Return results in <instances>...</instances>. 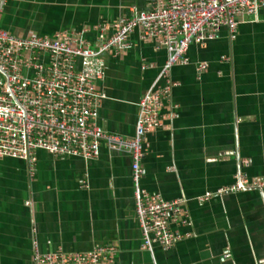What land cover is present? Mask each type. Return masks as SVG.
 Returning <instances> with one entry per match:
<instances>
[{
  "label": "crops",
  "instance_id": "obj_1",
  "mask_svg": "<svg viewBox=\"0 0 264 264\" xmlns=\"http://www.w3.org/2000/svg\"><path fill=\"white\" fill-rule=\"evenodd\" d=\"M146 8V0H3L0 27L19 36L83 32L94 41L98 24ZM186 65L172 66L177 82L162 107L163 124L143 142L142 186L166 199L183 197L189 233L170 249L142 245L127 152L104 144L97 158L35 151V171L14 157L0 158V264H33L35 251L117 248L113 264H264V187H228L237 174L264 179V9L245 15L230 37L226 27L190 44ZM97 83L106 97L102 127L131 136L137 102L158 76L167 51L142 41L102 55ZM197 62H207L198 74ZM163 81V79H161ZM211 192L207 199H199ZM229 254V256H226Z\"/></svg>",
  "mask_w": 264,
  "mask_h": 264
},
{
  "label": "built area",
  "instance_id": "obj_2",
  "mask_svg": "<svg viewBox=\"0 0 264 264\" xmlns=\"http://www.w3.org/2000/svg\"><path fill=\"white\" fill-rule=\"evenodd\" d=\"M262 9L264 0H146L145 9L132 6L129 15L113 23L112 33H107L106 24L96 25L92 42L82 31L19 36L0 27V158L28 161L32 176L37 149L84 161L97 158L102 144L127 152L142 245L150 252L154 245L172 248L189 235L172 227L173 221L190 224L186 199H166L141 184L144 139L162 126L163 104L177 84L169 76L170 69L190 62V44L215 38L222 27L233 38L241 18L256 16ZM134 31L140 40L165 49L167 58L151 87L139 98L134 133L126 136L109 132L100 124L98 109L106 94L97 83L106 74L102 55L127 49ZM207 65L197 62V73ZM247 187L262 189L264 179L250 183L237 174L231 185L216 192ZM211 194L206 192L199 199ZM116 253L113 245H95L85 251H35L33 264H113Z\"/></svg>",
  "mask_w": 264,
  "mask_h": 264
},
{
  "label": "water",
  "instance_id": "obj_3",
  "mask_svg": "<svg viewBox=\"0 0 264 264\" xmlns=\"http://www.w3.org/2000/svg\"><path fill=\"white\" fill-rule=\"evenodd\" d=\"M2 1H3V0H0V5L2 4Z\"/></svg>",
  "mask_w": 264,
  "mask_h": 264
}]
</instances>
